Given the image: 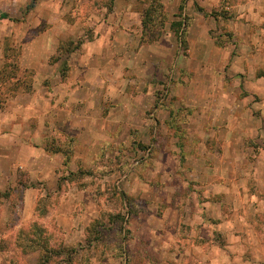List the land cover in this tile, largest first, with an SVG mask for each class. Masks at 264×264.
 Segmentation results:
<instances>
[{"label":"rangeland","instance_id":"rangeland-1","mask_svg":"<svg viewBox=\"0 0 264 264\" xmlns=\"http://www.w3.org/2000/svg\"><path fill=\"white\" fill-rule=\"evenodd\" d=\"M125 8L114 0H0V15L7 17H0V110L16 95L55 93L61 112L39 117L48 127L41 135L49 139L48 151L72 150L68 167L57 170L59 193L44 185L50 192L37 196L35 209L25 207L31 192L25 187L45 183L16 170L21 185L6 188L1 202L0 264H167V236L159 235L163 212L186 201L195 185L212 189L206 177L219 167L226 183L215 189H231L238 204H245L250 189L258 191V208L246 213L250 226L238 232L249 248L235 252L243 253L239 264H264V175L258 167L252 175L245 162L255 161L251 151L261 153L252 142L259 137L247 131L253 100L244 83H233L235 77L243 81L244 70L230 68L225 52L238 47L231 27L241 21L222 5L202 9L196 0H135L141 32L117 37L126 49L108 50L100 39L105 17ZM78 55L105 71L101 76H118L101 84L91 67L87 85L53 84L49 74L62 82L80 77ZM111 60L118 61L114 72L107 66ZM21 65L28 68L21 71ZM40 68L44 80L37 77ZM35 77L44 90L33 88ZM33 116L34 124L39 118ZM227 140L238 148V160L220 165L214 156L225 154L219 142ZM81 170L89 174L69 175Z\"/></svg>","mask_w":264,"mask_h":264},{"label":"crops","instance_id":"crops-1","mask_svg":"<svg viewBox=\"0 0 264 264\" xmlns=\"http://www.w3.org/2000/svg\"><path fill=\"white\" fill-rule=\"evenodd\" d=\"M114 2L116 4L123 3L126 10L120 13L116 10L105 17L104 31H100L102 32L100 39L105 40V46L107 45L108 50L111 51H117L123 47L126 49V46L122 45L123 43H116L118 36L133 37L141 32L140 12L134 9L135 0H114ZM196 2L202 9L222 5L225 10L229 11L230 15L232 14L231 16L241 21L231 27L233 34H238V39H234L238 47L231 46L225 52H229V57L232 59L230 68L235 67L236 70L242 69L245 72H243L245 76L242 82L235 77L232 80L233 83L235 82V85L244 83L242 87L246 85L247 98L253 100L250 101V104H253V109L248 113L247 131L254 132L253 134L259 137L257 140L252 137V142L261 146V153L256 154V151H251L252 156L256 157L255 161L247 162L245 160V162L251 168L250 173L252 168L258 167L261 174L264 175V141H262V137L264 138V0H196ZM196 18L194 17V19ZM131 19L132 21H130ZM118 60L122 62L121 59ZM90 61L89 57L85 55L79 56L77 63L79 68L76 65L75 70L81 72L80 77L73 78L71 76L62 82L60 78L58 80L57 75L49 74V80L53 84H61L67 88L77 83L78 85H87L91 79L87 78L88 73L86 72L88 69L92 70L91 67H93L92 71H94L93 74L98 83L104 84L105 77L112 80L113 76H118L115 74L112 76L111 73H105L104 76H101L105 71L99 70L98 67H95L97 65ZM108 63L110 72H114V65L116 66L118 61L111 60ZM27 68V66L22 67L21 65V71H25ZM36 74L41 80L47 78L42 68L37 69ZM33 88L37 89L38 92L44 90L43 82L36 80L35 77ZM78 88L80 87L78 86ZM43 94L45 95H16L7 101L4 109L0 110V211L5 205H1V202L5 201L6 188L14 183L17 184L18 173L16 170L18 169L26 172L29 181L45 183L40 188L31 186L25 188V192L31 191L26 193L29 195L25 198V207L29 206L30 209H35L37 196L42 197L49 194L50 191L44 188L46 184L48 187L56 188L55 191L53 190L54 194L59 193V180L56 179L57 170L61 167L66 168L63 165L65 157L60 152L46 150V141L49 139H46L41 133H47L48 127L39 117L55 116L61 112V106L55 93L52 94L45 90ZM236 97L237 95H233L232 98L235 99ZM224 100H228V98L224 97ZM42 104L43 106L47 105V108L43 107L42 110ZM233 108L230 107L231 110ZM69 111L71 112V110ZM31 114L34 115L33 117L39 118L37 123L29 122V115ZM68 127L69 133L73 132L75 127ZM226 127L229 128V131L233 130L232 124ZM55 132L57 133V129H54ZM65 134H68L67 131ZM75 135L69 137L77 143L78 137ZM55 142H58L57 139ZM219 145L220 147L223 146L225 154H215L216 161L220 165L223 162L235 164V160H238L236 153L239 151L236 145L230 140H227L223 145L219 142ZM197 160L200 161L201 158ZM206 160L209 158L202 160V163L208 164L205 162ZM70 163L71 160L68 161V165ZM221 169L219 167L213 178L206 177L212 181L209 185L214 183L212 189L210 186L197 188L195 185L193 186L195 189L193 187L187 189L189 192L186 195V201L177 200L163 212V219L160 220V223L164 232H160L159 235L161 238L163 235L164 237L167 236L168 242L166 240L162 242L168 250L166 253L170 258L167 264H239L243 253H236L235 249L247 250L249 248L247 239L239 235L238 232H242L247 225L250 226L246 221V213L252 208H258L259 198L258 193H256L258 191L250 189L251 199H246L249 195L245 194V204H238L236 196H232L234 191L229 189L223 194L214 187L221 180L226 183ZM252 175L255 173L252 172ZM189 176L192 178L194 172H191ZM225 197L226 200H224ZM254 203L256 204L254 205ZM2 220L0 216V226L5 227ZM245 264L252 263L245 262Z\"/></svg>","mask_w":264,"mask_h":264},{"label":"trees","instance_id":"trees-1","mask_svg":"<svg viewBox=\"0 0 264 264\" xmlns=\"http://www.w3.org/2000/svg\"><path fill=\"white\" fill-rule=\"evenodd\" d=\"M155 1H157V0H152V3H154ZM157 4V3H156ZM155 6H159V7H161V5H159V4H157V5H155ZM152 7V6H151ZM151 9H149L148 11H150ZM148 11H147V13H148ZM0 17L2 18V19H7V17L5 16V15H0ZM181 39V38H180ZM181 43H182V41H181ZM75 49V48H74ZM47 150V149H46ZM48 151V150H47ZM51 152H60V153H62L63 155H64V157H65V161L63 162V165L65 166V167H68V161H69V158H70V156H71V154H72V150H60V149H55L54 151H51ZM87 175V174H89L87 171H85V170H81L80 172H78V173H72V172H70L69 173V175L70 176H78V175ZM19 175H21V172H19L18 173V177H19ZM58 182H60V180L58 181ZM17 185L19 186V185H21V183H20V181H19V179L17 180ZM58 187H59V189H60V185H59V183H58ZM26 188V187H25ZM5 196H7V193H5L4 194ZM122 220V221H121ZM124 218L123 219H120V221L121 222H124Z\"/></svg>","mask_w":264,"mask_h":264}]
</instances>
